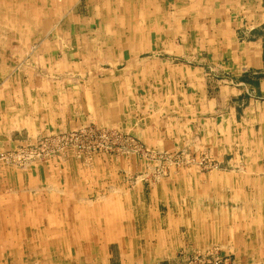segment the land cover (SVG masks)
Returning <instances> with one entry per match:
<instances>
[{
    "label": "crops",
    "instance_id": "crops-1",
    "mask_svg": "<svg viewBox=\"0 0 264 264\" xmlns=\"http://www.w3.org/2000/svg\"><path fill=\"white\" fill-rule=\"evenodd\" d=\"M0 4V151L94 125L217 166L156 184L114 154L0 166L4 264H153L213 244L264 256V0Z\"/></svg>",
    "mask_w": 264,
    "mask_h": 264
},
{
    "label": "rangeland",
    "instance_id": "rangeland-1",
    "mask_svg": "<svg viewBox=\"0 0 264 264\" xmlns=\"http://www.w3.org/2000/svg\"><path fill=\"white\" fill-rule=\"evenodd\" d=\"M106 130H113L127 138H130L134 142L136 150H134L133 153H129V155L112 152V153L94 154L91 155L90 157L83 155L80 158H77L76 155H74L75 158L78 160L91 162L94 156L114 154V155H122L125 157L128 156L136 157L142 163L143 169L137 176L134 177V180H138L139 182H143L145 184H156L162 181L163 179H166L168 177V173L170 169H172V171H177L179 169H185L194 166H197L199 170H201L202 172L217 169V166L213 162H210L205 157L197 159L195 155L190 154L187 151H178L176 153H169L168 151H164V150H153L145 147V145H143L136 137H134L130 133H122L115 129H106ZM26 145L20 146L14 150H3L0 152L8 153V152L16 151ZM55 159H52L48 162L35 163V164H51ZM32 165L20 168V167H14L8 163H4L0 161V166L14 167L17 169H28ZM28 226L34 229L35 224H28ZM5 241L0 240V264H4L5 263L4 258H7L3 254ZM255 250L257 254L245 255L243 251L242 250L239 251L237 247L236 249H229V247L225 248L223 246L222 248L214 244L207 246L205 245L204 247L201 246L199 249H180L176 251V253H174L172 259L170 260L159 259L155 261L153 264H264V256L260 254L259 250L257 249ZM43 257L45 259L47 258L46 256ZM135 262L136 261H132L130 262V264H140Z\"/></svg>",
    "mask_w": 264,
    "mask_h": 264
},
{
    "label": "built area",
    "instance_id": "built-area-1",
    "mask_svg": "<svg viewBox=\"0 0 264 264\" xmlns=\"http://www.w3.org/2000/svg\"><path fill=\"white\" fill-rule=\"evenodd\" d=\"M136 150L134 142L116 131L93 125L82 126L64 133L45 135L19 150L0 152V161L14 167H26L48 162L67 153L77 158L94 154L117 152L129 155Z\"/></svg>",
    "mask_w": 264,
    "mask_h": 264
},
{
    "label": "bare ground",
    "instance_id": "bare-ground-1",
    "mask_svg": "<svg viewBox=\"0 0 264 264\" xmlns=\"http://www.w3.org/2000/svg\"><path fill=\"white\" fill-rule=\"evenodd\" d=\"M124 1V0H123ZM142 1V0H141ZM19 2H20V0H19ZM31 4V3H30ZM146 4V3H145ZM1 5V4H0ZM38 5V4H37ZM155 5V4H154ZM97 6H98V4H97ZM182 7V6H181ZM18 8V7H17ZM100 8V7H99ZM66 10V9H65ZM88 11V10H87ZM62 12V11H61ZM66 12V11H65ZM93 12V11H92ZM67 13V12H66ZM88 13V12H87ZM62 14V13H61ZM132 14V13H131ZM134 14V13H133ZM28 15V14H27ZM13 17V16H12ZM20 17V16H19ZM27 17V16H26ZM175 17V16H174ZM17 18V17H16ZM93 18V17H92ZM44 19V18H43ZM93 20V19H92ZM21 22V21H20ZM31 24V23H30ZM99 25V24H98ZM7 26V25H6ZM23 27V26H22ZM6 28V27H5ZM35 29V28H34ZM31 32V31H30ZM38 32V31H37ZM53 32V31H52ZM150 32V31H149ZM3 33V32H2ZM64 33V32H63ZM55 34V33H54ZM101 34V33H100ZM55 36H56V34H55ZM3 37H4V35H3ZM7 37V36H6ZM71 38V37H70ZM4 39V38H3ZM7 39V38H6ZM95 39V38H94ZM62 40V39H61ZM39 41V40H38ZM66 41V40H65ZM64 42V41H63ZM71 42V41H70ZM12 43V42H11ZM29 47V46H28ZM27 47V48H28ZM98 47V46H97ZM95 54V53H94ZM84 55V54H83ZM99 55V54H98ZM68 69V68H67ZM264 146V145H263ZM255 151V150H254ZM8 174H9V172H8ZM14 174V173H13ZM3 175V174H2ZM250 182V181H249ZM243 183V182H242ZM260 184H261V182H260ZM224 185V184H223ZM222 185V186H223ZM30 190V189H29ZM34 190H36V189H34ZM222 190V189H221ZM55 191V190H54ZM32 192V191H31ZM211 194V193H210ZM209 196V195H208ZM196 198V197H195ZM46 199V198H45ZM238 201V200H237ZM219 203V202H218ZM239 203V202H238ZM60 204V203H59ZM47 205V204H46ZM205 206V205H204ZM257 206V205H256ZM230 207V206H229ZM199 208V207H198ZM209 208V207H208ZM229 209V208H228ZM217 210V209H216ZM232 210V209H231ZM248 210V209H247ZM231 212V211H230ZM230 214V213H229ZM213 221V220H212ZM76 226V225H75ZM35 231V230H34ZM25 235V234H24ZM9 237V236H8ZM27 237H28V235H27ZM1 240V239H0ZM8 241V240H7ZM12 247V246H11ZM53 248V247H52ZM47 249V248H46ZM44 250V249H43ZM63 250V249H62ZM36 252V251H35ZM14 256V255H13ZM16 256V255H15ZM64 256V255H63ZM26 257V256H25ZM36 257V256H35ZM8 258V257H7ZM60 258V257H59ZM81 258V257H80ZM29 259V258H28ZM43 260V259H42ZM82 260V259H81ZM84 262V261H83ZM60 263V262H59ZM35 264H36V262H35ZM61 264V263H60ZM64 264V263H63ZM84 264V263H83Z\"/></svg>",
    "mask_w": 264,
    "mask_h": 264
}]
</instances>
